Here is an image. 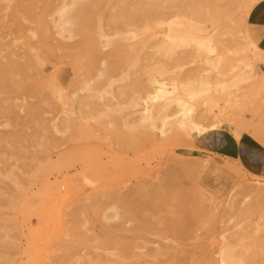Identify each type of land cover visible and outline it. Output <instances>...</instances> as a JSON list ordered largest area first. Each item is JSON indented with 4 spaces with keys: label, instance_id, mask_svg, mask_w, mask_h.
<instances>
[{
    "label": "rangeland",
    "instance_id": "obj_1",
    "mask_svg": "<svg viewBox=\"0 0 264 264\" xmlns=\"http://www.w3.org/2000/svg\"><path fill=\"white\" fill-rule=\"evenodd\" d=\"M261 1L0 0V264H264Z\"/></svg>",
    "mask_w": 264,
    "mask_h": 264
},
{
    "label": "crops",
    "instance_id": "obj_2",
    "mask_svg": "<svg viewBox=\"0 0 264 264\" xmlns=\"http://www.w3.org/2000/svg\"><path fill=\"white\" fill-rule=\"evenodd\" d=\"M254 7L249 23L257 35L260 51L264 52V0ZM195 148L239 161L250 173L264 178V146L251 138L243 136L237 140L227 130H210L196 139Z\"/></svg>",
    "mask_w": 264,
    "mask_h": 264
},
{
    "label": "bare ground",
    "instance_id": "obj_3",
    "mask_svg": "<svg viewBox=\"0 0 264 264\" xmlns=\"http://www.w3.org/2000/svg\"><path fill=\"white\" fill-rule=\"evenodd\" d=\"M221 1H223V0H221ZM224 1H227V0H224ZM260 1V0H259ZM250 2H251V0H250ZM224 3V2H223ZM226 3H228V2H226ZM254 5V4H253ZM250 6H252V5H250ZM222 9V8H221ZM171 11H173V10H171ZM220 11V10H219ZM175 12V11H174ZM173 13V12H172ZM172 13L170 14V12H169V14L170 15H172ZM168 14V15H169ZM25 60V59H24ZM23 67V66H22ZM232 68V67H231ZM230 68V69H231ZM229 69V70H230ZM233 69V68H232ZM231 69V70H232ZM230 70V71H231ZM234 70V69H233ZM232 70V71H233ZM231 71V72H232ZM235 71V70H234ZM234 71L231 73V74H233L234 73ZM221 73V72H220ZM230 74V75H231ZM248 74V73H247ZM229 75V76H230ZM218 76H220V77H222L221 75H219V73H218ZM232 76V75H231ZM248 76V75H247ZM227 78V77H226ZM231 79V78H230ZM223 81H221L220 82V84L222 83ZM224 84V83H223ZM164 85H166V84H164ZM164 91H167V90H164ZM190 92V91H189ZM187 95V94H186ZM189 95V94H188ZM191 95V94H190ZM175 97V99H176V97H177V95L176 96H174ZM173 97V98H174ZM189 97V96H188ZM191 97V96H190ZM193 97V96H192ZM173 98H172V101L171 102H173V103H175V104H173L172 103V105L171 106H175V105H177L178 106V109H180V111H182L183 112V114L184 115H189V112H191L192 111V109H193V106L190 104V103H187L188 102V100H187V102H184L183 100H181L182 98H180V97H178V99L176 100V102L178 103V104H176V102H174L173 101ZM171 99V98H170ZM174 99V100H175ZM184 99V98H183ZM193 99V98H192ZM220 99V98H219ZM191 100V99H190ZM211 102H213V101H211ZM215 102V101H214ZM217 103V102H216ZM171 104V103H170ZM170 104H168L167 105V107H166V111H164V110H161V108L160 107H158V106H156L158 109H156L155 111H154V109H150V108H143L142 110H141V113L140 112H138V113H140V114H142V116L144 115V116H146L147 114H151L152 116L154 115V114H157V117H160V116H162L161 117V120L163 119V120H166V119H168V118H170L171 116L170 115H167V108H168V111H169V105ZM212 104V103H211ZM170 106V107H171ZM209 106V108H210V104L208 105ZM162 108H164V107H162ZM216 108V107H215ZM182 112H180V113H182ZM212 113H213V111H211ZM153 113V114H152ZM212 113L210 114V116L212 115ZM206 115H208L207 113H206ZM222 115V114H221ZM143 116V117H144ZM156 116V115H155ZM176 116H178V115H176ZM205 116V114H202V116L201 117H204ZM217 115H215V117H216ZM220 116V115H219ZM177 118V117H176ZM207 117H204L203 119H206ZM220 118H222V117H220ZM219 118V119H220ZM160 119V118H159ZM207 119H210V118H207ZM212 119V118H211ZM217 119V118H216ZM171 120H172V118H171ZM175 120V119H174ZM176 121V123L177 124H179L180 126H185L186 124H189V126L191 127V128H193V129H195L196 131H197V133L198 134H204L205 132H207L208 130H216L217 129V126L216 125H214V124H212V126H210V128H205V127H202V126H200V125H198V124H196L195 122H193V120H190V119H182V120H180V119H178V120H175ZM215 121V120H214ZM165 122V121H164ZM171 122V121H170ZM218 122V121H217ZM221 122V121H220ZM142 123V122H141ZM141 123H140V125H141ZM145 123H143V125H144ZM164 124V123H163ZM218 126H219V124H218ZM138 127V126H137ZM151 127V126H150ZM152 127H154V126H152ZM206 127H208V126H206ZM135 128V127H134ZM133 128V129H134ZM147 129V128H146ZM151 128H149V130H150ZM157 130L156 132H159V134L161 135V136H163L164 135V131H163V129H161V128H158L156 125H155V128H154V130ZM165 129V128H164ZM236 132V131H235ZM239 132V131H238ZM241 132V131H240ZM239 132V133H240ZM242 133V132H241ZM157 134V133H156ZM152 135V134H151ZM240 136V135H239ZM238 135H237V137H239ZM241 137V136H240ZM239 137V138H240ZM261 144V143H260ZM166 151V150H165ZM194 160H195V158H194ZM193 161V160H192ZM202 162V161H201ZM203 163V162H202ZM206 164V163H205ZM208 165V164H207ZM200 169V168H199ZM251 188V187H250ZM249 187H248V189H250ZM257 189V188H256ZM133 190V189H132ZM137 190H138V188H137ZM263 189H261L260 191H262ZM155 191V190H154ZM244 191V190H243ZM245 191H248V190H246L245 189ZM157 192V191H156ZM249 192H252V191H249ZM248 192V193H249ZM256 192V191H255ZM259 192V191H258ZM170 194V193H169ZM250 194V193H249ZM246 195H248L247 193H246ZM157 196H159V195H157ZM260 196V195H259ZM132 197V196H131ZM255 197V196H254ZM258 197V196H257ZM261 197V196H260ZM169 198V197H168ZM256 198V197H255ZM173 201V200H172ZM246 202V201H245ZM174 207V206H173ZM179 211V210H178ZM189 224V223H188ZM191 224V223H190ZM192 224H193V222H192ZM193 226V225H192ZM154 228V227H153ZM183 228V227H182ZM200 228V227H199ZM191 229H193V228H191V227H189V230H191ZM195 229V228H194ZM192 231H194V230H192ZM188 232H190V231H188V229H187V232H186V234H188ZM195 233H196V230L194 231ZM182 233V232H181ZM190 233H193V232H190ZM192 235H194V233L192 234ZM191 235V236H192ZM196 235V234H195ZM187 236V235H186ZM189 237V236H188ZM187 237V238H188ZM198 236H196V238H197ZM186 238V239H187ZM190 239H194V238H190ZM198 239V238H197ZM183 240V239H182ZM162 247V246H161ZM191 252V251H190Z\"/></svg>",
    "mask_w": 264,
    "mask_h": 264
}]
</instances>
